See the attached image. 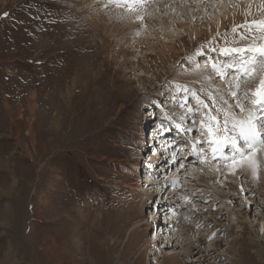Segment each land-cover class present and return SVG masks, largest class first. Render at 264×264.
<instances>
[{"label":"rangeland","instance_id":"obj_1","mask_svg":"<svg viewBox=\"0 0 264 264\" xmlns=\"http://www.w3.org/2000/svg\"><path fill=\"white\" fill-rule=\"evenodd\" d=\"M164 1L135 9L171 28L128 25L123 0H0V264H264L262 179L232 189L201 131L264 116L243 99L264 62L224 53L264 45V0ZM152 123L175 158L153 155Z\"/></svg>","mask_w":264,"mask_h":264},{"label":"snow or ice","instance_id":"obj_2","mask_svg":"<svg viewBox=\"0 0 264 264\" xmlns=\"http://www.w3.org/2000/svg\"><path fill=\"white\" fill-rule=\"evenodd\" d=\"M253 24L261 31H264V21H253ZM241 39H244V37ZM261 39H264V37H261ZM224 53L225 55L235 54L240 57L237 61V66L245 72L255 63L264 62V45L257 46L254 43L248 48L225 49ZM241 54L244 55L242 56ZM244 56L248 58L245 59ZM228 67L231 68L233 65L230 64ZM252 95V104L257 106L258 112L264 113V80H261L260 86ZM215 121V116L209 118L208 124L201 121L202 135L208 137L207 142L214 156L216 152L229 147L232 155L225 158L235 162L237 156L244 160L245 157H250L252 153H255L257 149H264V116H256L254 113L249 112L246 119H239L236 114L225 112L221 126H216L214 124ZM229 123H231L230 128ZM232 133L235 134L233 135ZM212 145H215V147H212ZM249 162L255 164L254 159H250Z\"/></svg>","mask_w":264,"mask_h":264},{"label":"bare ground","instance_id":"obj_3","mask_svg":"<svg viewBox=\"0 0 264 264\" xmlns=\"http://www.w3.org/2000/svg\"><path fill=\"white\" fill-rule=\"evenodd\" d=\"M137 1L140 3V1H142V3H144V2H147L148 4L152 1V0H123V2L127 5V7H119V8H121V9H117V10H113V13L115 12V14L117 15V13H119V14H121V13H123L125 16H127V17H129L130 18V20H128L127 21V24L129 25L131 22H133V21H136V20H140V22L142 21V24L143 25H145V24H148V25H160V23L161 22H163V24L166 26H169L170 28L171 27H173L174 25H173V23L172 22H169V21H166V20H164L163 21V19L161 20V19H159V18H157L156 16H149V15H146V13H140L141 11H137L136 9H135V7L136 6H138V3H137ZM161 1V4H158L159 6H158V8L159 9H166L167 8V4H166V2L164 1V0H160ZM176 1L177 0H174L173 2V4H178V3H180V1L181 0H178L179 2L178 3H176ZM182 1H184V2H186L187 0H182ZM189 1H191V0H189ZM192 1H195V2H197L198 0H192ZM219 1H221V0H211V2H210V5H212V6H214V5H216ZM236 1V0H235ZM122 2V3H123ZM263 2V1H262ZM257 3H258V1H257ZM264 3V2H263ZM169 4V3H168ZM261 4V3H260ZM259 4V5H260ZM135 5V6H134ZM259 5H257L258 6V8L257 9H259ZM132 6H134V7H132ZM255 6V5H254ZM131 7V8H130ZM217 7V6H216ZM227 8H226V10H225V13L227 12V11H230L229 9V6H226ZM188 8V7H187ZM126 10H128V11H126ZM190 10V9H189ZM251 10H252V8H251ZM180 11H181V9H180ZM231 12V11H230ZM197 14L199 15V13L198 12H195V13H192L191 15H192V17L195 15V16H197ZM232 14H234V13H232ZM231 14V15H232ZM194 16V17H195ZM233 17H235V15H232ZM159 21H161L160 23H159ZM155 27H157V26H155ZM111 28L112 27H109V30H111ZM189 29V26H186V30H188ZM114 30V29H113ZM151 34V33H150ZM150 40V39H149ZM148 39H141V43L139 44L140 46H141V48H143V46L144 47H146L147 45V43H149V44H151V41H149ZM153 40V39H152ZM179 39H177V41H178ZM162 45V44H161ZM167 44H164V45H162V47H165V48H168L167 46H166ZM139 48V47H138ZM150 48V47H149ZM165 48L163 49H160V50H157L156 51V53L154 52V55H156V56H163V55H169L170 54V49H175L174 48V46H172L171 48H168V49H166V51H165ZM150 49H152V48H150ZM208 53H209V51H207ZM209 57H212V58H214L213 57V55L211 54V53H209ZM245 57V56H244ZM225 60H227V58L225 59ZM237 60V59H236ZM214 62H215V60H213ZM223 62V61H222ZM237 62V61H236ZM219 63H220V61H219ZM222 67H224V66H221L220 68H222ZM251 69V68H250ZM262 69L264 70V66L262 67ZM254 70V69H253ZM235 74V73H234ZM263 74V77H264V72L262 73ZM258 78V77H257ZM256 77L254 78V81L252 82V83H250L249 82V85L246 87V89L247 90H250L251 88H252V86L254 85V83L256 84V82H257V79ZM233 80V79H232ZM231 83V82H230ZM246 84V83H245ZM252 85V86H251ZM237 88V87H236ZM241 88V87H240ZM258 88V87H257ZM247 90H245V95L243 96V99H246V103H245V106L247 105V102H248V98L251 100V98H253V96L252 95H250V93H251V91L249 92V91H247ZM254 92V91H253ZM248 97V98H247ZM234 99H235V97H234ZM233 99V100H234ZM252 101V100H251ZM243 108V107H242ZM256 108H257V106H256ZM242 110L243 109H240V111L242 112ZM264 114V113H263ZM247 115L245 114L243 117L246 119L247 117H246ZM161 122H162V120H161ZM179 126V125H178ZM178 126H176L177 127V129H179V127ZM231 127V123H229V128ZM182 129H184V126L182 127ZM168 131H169V137L171 136L172 137V133H173V130H171V128L169 127L168 129H167ZM174 134V133H173ZM233 135L235 134V133H232ZM151 135V134H150ZM159 139L160 140H162V139H164V136H161V137H159ZM158 139V140H159ZM169 143H172L173 144V142H172V139H171V141L170 142H167V146H165L163 149H165V150H163V152H164V158H166L167 160H170L171 159V157H169V155L170 154H174V153H176L177 151H175L176 149H178V150H180L181 149V147L180 146H178V148H176L175 149V146H172V144L171 145H168ZM169 147H171V149L170 150H167ZM206 147H210L209 146V144H208V142H206ZM175 151V152H174ZM221 151V150H220ZM220 151H218V152H220ZM207 154V153H206ZM211 155H209V157H207V161H209L210 162V164H211V166L210 167H212V169H214L217 173H219V175L221 174L222 176L221 177H226V179L227 180H231L232 178H234L233 179V182H235L234 183V185H232L231 186V188L232 189H235L236 188V185H239L240 183V181H239V178H241V177H246V187H252V185H251V182H252V180H255V179H262V183H261V185L262 186H260V189H262L263 188V190H264V174L263 173H261V171H259V169H258V167L259 166H263L264 165V149H262V150H260V149H257V151L254 153V156H251V157H245V160H243V162H241V163H239L238 165L239 166H235V165H233V166H230V167H227V166H225L224 168H221V166L219 167L217 164H221V163H224L223 162V159H219V157L221 156V153H219V154H217V152H216V154H215V156L213 155V152H211L210 153ZM154 155H156V154H154ZM176 155H177V153L175 154V156H174V158L176 157ZM155 157V156H154ZM227 157H229V156H227ZM250 159H254L255 160V164H253V163H250L249 162V160ZM176 161V160H175ZM187 162H190V161H192L191 160V158L190 157H188L187 158V160H186ZM199 161V159L197 158V162ZM219 161H221V162H219ZM229 161V160H228ZM186 162V163H187ZM236 162V161H235ZM229 163H231V162H229ZM243 163V164H242ZM214 164H216L217 165V167L216 166H213ZM236 164V163H235ZM223 165V164H222ZM231 165V164H230ZM259 165V166H258ZM242 166H244V168L243 169H241V167ZM237 176V177H236ZM222 178H220V180H221ZM228 182V181H227ZM152 184H155V183H152ZM236 184V185H235ZM153 186V185H152ZM152 186H149L148 187V189L150 188V187H152ZM242 186H241V192H242ZM259 189V188H258ZM258 190H255V189H253V188H251V190L250 191H248V192H250V193H256ZM258 193V192H257ZM256 193V194H257ZM230 199H232L231 197H222V200H230ZM216 206H218L217 204H215V207ZM169 210V209H168ZM168 210H166L167 211V216H168V214H170L169 213V211ZM151 235V234H150ZM199 241H201V240H199Z\"/></svg>","mask_w":264,"mask_h":264},{"label":"trees","instance_id":"obj_4","mask_svg":"<svg viewBox=\"0 0 264 264\" xmlns=\"http://www.w3.org/2000/svg\"><path fill=\"white\" fill-rule=\"evenodd\" d=\"M153 125H154V124L152 123L151 125L148 124L147 126H148V128H150V127L152 128ZM153 128H154V127H153Z\"/></svg>","mask_w":264,"mask_h":264},{"label":"built area","instance_id":"obj_5","mask_svg":"<svg viewBox=\"0 0 264 264\" xmlns=\"http://www.w3.org/2000/svg\"><path fill=\"white\" fill-rule=\"evenodd\" d=\"M164 216H165V214H163ZM152 221V220H151ZM168 221V220H167ZM168 222H170V221H168Z\"/></svg>","mask_w":264,"mask_h":264}]
</instances>
